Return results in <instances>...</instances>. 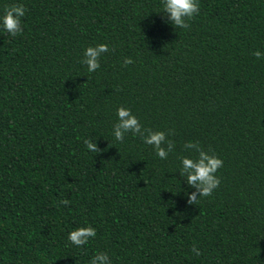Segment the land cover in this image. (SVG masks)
I'll return each mask as SVG.
<instances>
[{
    "label": "trees",
    "instance_id": "trees-1",
    "mask_svg": "<svg viewBox=\"0 0 264 264\" xmlns=\"http://www.w3.org/2000/svg\"><path fill=\"white\" fill-rule=\"evenodd\" d=\"M12 4L27 11L22 34L0 28V264H264V0H198L189 29L162 0H0V15ZM121 106L167 134V159L115 140ZM190 141L223 161L194 205Z\"/></svg>",
    "mask_w": 264,
    "mask_h": 264
},
{
    "label": "clouds",
    "instance_id": "clouds-1",
    "mask_svg": "<svg viewBox=\"0 0 264 264\" xmlns=\"http://www.w3.org/2000/svg\"><path fill=\"white\" fill-rule=\"evenodd\" d=\"M163 13L167 14V21L173 26L189 29L191 27L189 21L200 12L198 0H162ZM27 9L22 4H12L5 6L4 12L0 15V28L8 33L11 37L22 34V18L25 16ZM109 51L107 44H97L89 46L84 50V59L82 64L87 66L89 73L95 72L100 68L99 59L102 54ZM257 59H261L264 54L260 51L253 52ZM130 57L123 59V66L132 64ZM116 115L118 122L113 126V135L116 141L123 142L125 134L131 132L135 136H139L147 145L154 147L156 155L162 159H167L170 152L173 151L175 145L171 140L166 139V133L163 131H153L150 128H143L138 118L132 114L130 109L123 106L117 108ZM86 148L95 154H99V149L93 141L85 139ZM184 149H193L198 156L196 159L190 157H181V176L186 177L188 186L195 188L196 191L190 195L187 194L188 204L194 205L198 203L200 197H210L213 191L220 185V178L216 175L217 171L223 166V161L218 158L215 153L209 154L204 151L199 142H187ZM61 204L68 205L70 201L61 200ZM96 236V230L91 227H79L68 233V241L76 247L86 245L90 238ZM191 251L199 256V249L195 246ZM89 264H111V260L107 253H96L90 260Z\"/></svg>",
    "mask_w": 264,
    "mask_h": 264
}]
</instances>
